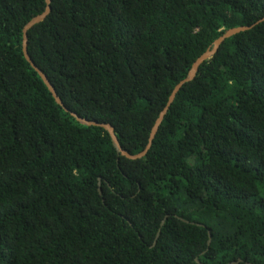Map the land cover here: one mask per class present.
I'll return each instance as SVG.
<instances>
[{
	"label": "trees",
	"instance_id": "obj_1",
	"mask_svg": "<svg viewBox=\"0 0 264 264\" xmlns=\"http://www.w3.org/2000/svg\"><path fill=\"white\" fill-rule=\"evenodd\" d=\"M240 26L143 156L71 114L144 152ZM197 259L264 264V0H0V264Z\"/></svg>",
	"mask_w": 264,
	"mask_h": 264
},
{
	"label": "water",
	"instance_id": "obj_2",
	"mask_svg": "<svg viewBox=\"0 0 264 264\" xmlns=\"http://www.w3.org/2000/svg\"><path fill=\"white\" fill-rule=\"evenodd\" d=\"M47 3L49 4L51 0H46ZM50 12V7L48 6L47 9L40 15L34 17L24 28V42H23V50H24V54H25V57L27 58V60L32 64V66L39 72V74L42 76V78L44 79L45 83L48 85L50 91L52 92V94L54 95L56 101L62 105L64 107L65 110L69 111V109L64 105L61 97L59 96L58 92L56 91L55 87L52 85V83L50 82V80L48 79L47 75L33 62L29 52H28V38H27V31L29 28H31L34 24L42 21L45 19V17L47 16V14ZM251 26H240V27H235V28H231L229 30H227L222 36H220L214 43V46L213 48L209 49L208 51H206L201 57L198 58V60L194 63L190 73L188 74V77L186 79H184L183 81H181L177 86L176 88L174 89V91L172 92L171 96H170V99H169V102H168V105L166 106V108L162 111L160 117L158 118L156 124L154 125L153 129H152V132H151V136H150V142L146 148V150L140 154H132L130 152H128L127 150L123 149L122 146L120 145V142L117 138V135L115 133V128L114 126L111 124V123H106V122H99V121H96V120H89L87 118H84V117H81L80 115H78L77 113L75 112H71V114L79 121L81 122L82 124H85V125H94V126H100V127H103L105 128L109 133H110V136L112 138V142L115 146V148L117 149L118 153L120 155H124L128 158H131V159H135V158H138V157H141L143 156L146 151L148 150V148L150 147L151 143H152V140L160 126V124L162 123V120L164 118V115L165 113L167 112L168 110V107L169 105L172 103V101L174 100L175 98V95L176 93L178 92V90L181 88V86L184 84V82L188 81V80H191L194 78V76L196 75L197 73V70H198V67L199 65L206 59H209L211 58L214 53L218 50V47L220 46L221 43H223L227 38L241 32V31H244V30H247L249 29ZM209 243L211 242V238H212V235H211V232L209 231ZM197 261L200 263V264H203L202 262H200L198 259ZM241 261V259L239 260ZM239 261H236V262H232V263H229V264H235V263H238Z\"/></svg>",
	"mask_w": 264,
	"mask_h": 264
}]
</instances>
